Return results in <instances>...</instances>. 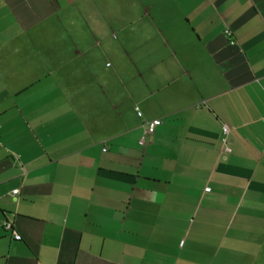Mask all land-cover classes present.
<instances>
[{
    "label": "crops",
    "instance_id": "crops-1",
    "mask_svg": "<svg viewBox=\"0 0 264 264\" xmlns=\"http://www.w3.org/2000/svg\"><path fill=\"white\" fill-rule=\"evenodd\" d=\"M0 264H264V0H0Z\"/></svg>",
    "mask_w": 264,
    "mask_h": 264
},
{
    "label": "built area",
    "instance_id": "built-area-1",
    "mask_svg": "<svg viewBox=\"0 0 264 264\" xmlns=\"http://www.w3.org/2000/svg\"><path fill=\"white\" fill-rule=\"evenodd\" d=\"M226 33H227L229 36L231 35V31L228 30V29L226 30ZM136 109H137V114H138L139 116H141V115H142L141 111H140L138 108H136ZM155 125H156L155 122H150L149 125H148V127H147V129H146V133H147V134H151V133H153L154 130H155ZM223 133H224V135H225V137L223 138V142H224V144H225V149L228 150V147H227V139H226V135H227V133H228V127L225 126V125L223 126ZM140 142H141V144H144V143H145V139L143 138ZM16 192H18V189H15V190H14V193H16ZM4 227H5L6 229H12V224H11L10 222H5ZM13 236H14L15 238H19V235H18L16 232H13Z\"/></svg>",
    "mask_w": 264,
    "mask_h": 264
}]
</instances>
